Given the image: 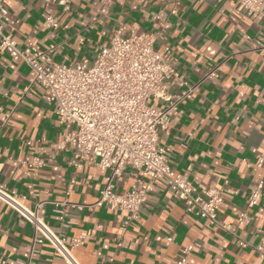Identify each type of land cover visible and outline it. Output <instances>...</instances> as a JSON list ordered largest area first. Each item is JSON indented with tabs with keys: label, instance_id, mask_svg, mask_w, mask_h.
Listing matches in <instances>:
<instances>
[{
	"label": "crops",
	"instance_id": "1",
	"mask_svg": "<svg viewBox=\"0 0 264 264\" xmlns=\"http://www.w3.org/2000/svg\"><path fill=\"white\" fill-rule=\"evenodd\" d=\"M4 6V32L19 46L55 45V63L91 60L123 29L153 34L156 48L168 46L172 68L189 85L218 67L170 114L168 129L158 136L169 166L194 191L223 190L218 218L248 242L244 248L236 236L186 213L162 179L153 181L125 228L121 213L90 207L107 171L86 161L74 164V146L45 90L32 82L22 60L0 50V183L30 209L44 202L40 215L67 243L80 238L72 250L79 264H163L191 242L197 245L188 264H264L255 249L264 241V168L254 164L264 154V5L250 14L236 0H5ZM44 14L57 18V28L44 25ZM155 106L161 103L155 100ZM34 158L41 167L30 166ZM258 181L261 196L247 208ZM131 183L125 169L116 191ZM246 208L251 222L239 227L236 217ZM0 257L10 264H67L46 241L34 242L30 223L2 201Z\"/></svg>",
	"mask_w": 264,
	"mask_h": 264
},
{
	"label": "built area",
	"instance_id": "2",
	"mask_svg": "<svg viewBox=\"0 0 264 264\" xmlns=\"http://www.w3.org/2000/svg\"><path fill=\"white\" fill-rule=\"evenodd\" d=\"M4 1L0 0V50L22 60L33 73L32 82L45 90V100L53 103L58 122L74 146L77 154L74 164L86 161L107 171L98 198L89 206L106 205L121 213L120 226L125 228L152 190L153 181L162 179L183 202L186 213L237 237L230 224L218 218L223 190L210 187L194 191L190 181L169 166L167 151L158 136L159 131L168 129L170 114L195 93L201 82L214 76L218 67L206 73L198 83L189 85L184 76L172 68L168 46L156 48L153 34L123 29L101 43L93 59L55 63L51 55L55 45L44 50L31 43L19 46L4 32L7 13ZM236 1L249 14L261 11L264 5V0ZM44 25L57 28L58 20L44 14ZM150 99L160 102L161 106L152 107L148 103ZM254 164L264 168V154L256 155ZM30 166L41 167V159L34 158ZM125 169L129 170L132 183L128 190L118 192L115 180ZM262 188L263 182L258 181L250 193L247 208L259 200ZM0 201L30 223L34 242L46 241L67 264H79L72 250L81 243L80 238L67 243L63 236L52 231L40 215L44 202L30 209L23 203L22 196L2 183ZM247 208L236 217L235 224L239 227L251 222ZM237 239L240 248L249 245L246 240ZM196 245L191 242L181 246L175 258L163 264H188L189 254ZM263 245L264 241L255 247L259 256H264ZM0 264L10 263L0 257Z\"/></svg>",
	"mask_w": 264,
	"mask_h": 264
},
{
	"label": "rangeland",
	"instance_id": "3",
	"mask_svg": "<svg viewBox=\"0 0 264 264\" xmlns=\"http://www.w3.org/2000/svg\"><path fill=\"white\" fill-rule=\"evenodd\" d=\"M149 105H151L152 107H155V100L154 99H150L148 101Z\"/></svg>",
	"mask_w": 264,
	"mask_h": 264
}]
</instances>
